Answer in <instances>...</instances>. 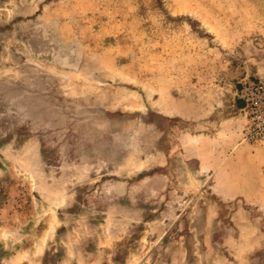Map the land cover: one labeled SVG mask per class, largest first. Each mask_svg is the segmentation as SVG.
<instances>
[{
    "label": "rangeland",
    "instance_id": "rangeland-1",
    "mask_svg": "<svg viewBox=\"0 0 264 264\" xmlns=\"http://www.w3.org/2000/svg\"><path fill=\"white\" fill-rule=\"evenodd\" d=\"M252 81L264 0H0V264H264ZM177 96L206 170L163 117Z\"/></svg>",
    "mask_w": 264,
    "mask_h": 264
},
{
    "label": "crops",
    "instance_id": "crops-1",
    "mask_svg": "<svg viewBox=\"0 0 264 264\" xmlns=\"http://www.w3.org/2000/svg\"><path fill=\"white\" fill-rule=\"evenodd\" d=\"M183 102V99L180 100V97L177 96L174 98L173 100V105L172 108L170 110H166V108H164L163 111V117L166 120L167 118H174L177 121H185L189 123V128L186 130H180L178 133L177 137V146L178 148H180V150L183 151V153H185V155L189 154V159H193L195 160L196 163L199 162V165H201L202 170H206V164L207 162L203 161V157L207 154H209L210 151V147H211V138H206L204 137V134H202V132H198L199 131V123H201L202 121L199 119V113H197V111L193 110L192 108L190 110H185L183 108V106L181 105V103ZM214 118L211 117L210 120H208L206 123H209V121H212ZM218 123L221 125H225L227 122H233L234 118L232 116H228V115H223L220 118L217 119ZM215 124V121H214ZM166 126V123H165ZM168 157V151H163L160 152L158 154V164L159 166H161L164 163V159H166ZM164 166V165H163ZM154 180H159V182H161L162 184L155 189L153 192V194H157L160 195L161 193V189L162 191L167 188L168 186V180H169V176L167 174V172H162V170H160V172L155 173V174H151L148 175L144 178L141 179V182H143L142 184L145 185H151L153 183H150ZM154 188V187H153ZM157 190V191H156Z\"/></svg>",
    "mask_w": 264,
    "mask_h": 264
},
{
    "label": "built area",
    "instance_id": "built-area-1",
    "mask_svg": "<svg viewBox=\"0 0 264 264\" xmlns=\"http://www.w3.org/2000/svg\"><path fill=\"white\" fill-rule=\"evenodd\" d=\"M248 111L249 125L244 129V139L264 142V82H247L240 91Z\"/></svg>",
    "mask_w": 264,
    "mask_h": 264
}]
</instances>
